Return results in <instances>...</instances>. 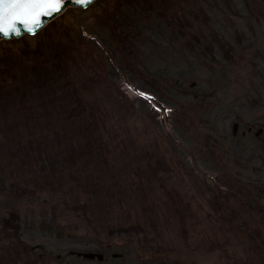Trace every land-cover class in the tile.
I'll return each mask as SVG.
<instances>
[{
  "label": "rangeland",
  "instance_id": "rangeland-1",
  "mask_svg": "<svg viewBox=\"0 0 264 264\" xmlns=\"http://www.w3.org/2000/svg\"><path fill=\"white\" fill-rule=\"evenodd\" d=\"M48 39L86 70L89 100L116 87L118 129L99 136L122 144L94 139L72 166L55 151L68 119L48 126L0 95V264H264V0H96L2 40L0 60Z\"/></svg>",
  "mask_w": 264,
  "mask_h": 264
},
{
  "label": "snow or ice",
  "instance_id": "snow-or-ice-1",
  "mask_svg": "<svg viewBox=\"0 0 264 264\" xmlns=\"http://www.w3.org/2000/svg\"><path fill=\"white\" fill-rule=\"evenodd\" d=\"M85 3L86 0H78ZM64 0H0V33L8 35L10 31H18L16 24L37 26L41 23L39 17L50 16L61 10ZM46 5L56 7L44 8ZM25 17L30 19H24ZM6 22L8 31L5 30ZM32 29L29 28V31Z\"/></svg>",
  "mask_w": 264,
  "mask_h": 264
},
{
  "label": "water",
  "instance_id": "water-1",
  "mask_svg": "<svg viewBox=\"0 0 264 264\" xmlns=\"http://www.w3.org/2000/svg\"><path fill=\"white\" fill-rule=\"evenodd\" d=\"M91 1H93V0H86L85 3H79L78 0H64L63 6L61 7V10L60 11H62L65 8V6L68 5V4H71V5L78 4L80 6H85L86 4L90 3ZM43 7L44 8L56 7V5H46V6H43ZM59 12H57V13H59ZM57 13H54V14H52L50 16L39 17V19L41 20V23L39 25H37V26H33L30 23L28 24V26H25L24 24L17 23L16 24V28L18 29V31H10L8 35H4L3 33H0V37H2V36H4V37H13V35L19 36L24 31L34 32V31L38 30L39 28H41L42 26H44V24L47 21L53 19L54 15H56ZM24 19H30V18L25 17ZM29 28H31L32 30L29 31ZM5 30L8 31V24H7V22H6V25H5Z\"/></svg>",
  "mask_w": 264,
  "mask_h": 264
}]
</instances>
